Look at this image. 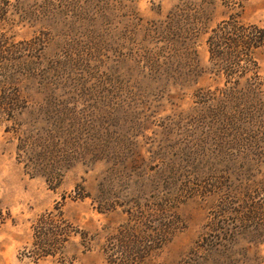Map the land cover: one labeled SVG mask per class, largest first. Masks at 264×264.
I'll return each instance as SVG.
<instances>
[{"label":"rangeland","instance_id":"1","mask_svg":"<svg viewBox=\"0 0 264 264\" xmlns=\"http://www.w3.org/2000/svg\"><path fill=\"white\" fill-rule=\"evenodd\" d=\"M6 1L0 264H264V46L254 88L207 43L264 0Z\"/></svg>","mask_w":264,"mask_h":264},{"label":"trees","instance_id":"2","mask_svg":"<svg viewBox=\"0 0 264 264\" xmlns=\"http://www.w3.org/2000/svg\"><path fill=\"white\" fill-rule=\"evenodd\" d=\"M6 0H0V20L7 18L5 9ZM209 59L216 69L221 71L230 81L235 76L243 77L251 87L262 84L258 77L248 75V72L255 66V50L264 46V28L256 25H243L229 16L211 29L207 37ZM30 48V46L28 47ZM21 53V49H5L0 45V59L6 58L4 53ZM25 56V54H23ZM27 56V55H26ZM33 61L32 59H29ZM30 61V62H31ZM240 76V77H239ZM234 80H237L234 78ZM3 220L2 208L0 207V223ZM39 221V222H38ZM34 226L35 249L37 256L53 255L58 244L57 226L52 225L53 220H38ZM51 221V222H50ZM51 224L53 230L46 231L42 226ZM55 223V222H53Z\"/></svg>","mask_w":264,"mask_h":264}]
</instances>
